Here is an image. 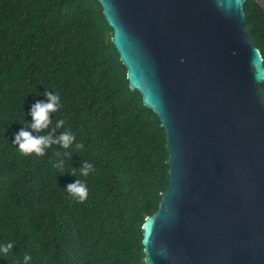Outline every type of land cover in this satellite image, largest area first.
I'll return each mask as SVG.
<instances>
[{
  "label": "trees",
  "instance_id": "trees-1",
  "mask_svg": "<svg viewBox=\"0 0 264 264\" xmlns=\"http://www.w3.org/2000/svg\"><path fill=\"white\" fill-rule=\"evenodd\" d=\"M243 8L264 67V14L254 0ZM111 33L96 0H0V243L15 245L0 264H23L25 253L30 264H143L142 225L168 188L166 137L129 88ZM257 89L264 104V82ZM46 91L61 97L55 134L71 131L83 150L25 157L13 144ZM55 151L71 153L63 172ZM84 161L96 171L68 174ZM78 178L83 204L66 191Z\"/></svg>",
  "mask_w": 264,
  "mask_h": 264
},
{
  "label": "water",
  "instance_id": "water-1",
  "mask_svg": "<svg viewBox=\"0 0 264 264\" xmlns=\"http://www.w3.org/2000/svg\"><path fill=\"white\" fill-rule=\"evenodd\" d=\"M96 1L166 137L168 188L142 225L143 264H264V67L246 0Z\"/></svg>",
  "mask_w": 264,
  "mask_h": 264
},
{
  "label": "clouds",
  "instance_id": "clouds-1",
  "mask_svg": "<svg viewBox=\"0 0 264 264\" xmlns=\"http://www.w3.org/2000/svg\"><path fill=\"white\" fill-rule=\"evenodd\" d=\"M44 95L47 97L46 102L38 100L32 105L30 112L32 122L15 134L13 144L17 146L18 151L25 157L33 154L37 157H43L46 155L47 150L54 145H58L63 149H70L75 144L76 149L83 150L84 145L76 142V136L71 131L65 130L58 136L55 134L57 129H64L65 126V120L59 119L54 123L52 119V114L58 113L62 108L61 97L58 93L52 91H46ZM54 155L57 160L53 167L63 172L65 166L63 157H68L71 153L68 151L63 153L55 151ZM95 171L93 164L84 161L78 170L72 168V171L68 174L77 177V173H79L80 176L87 178ZM66 191L76 202L81 204L85 203L89 198L88 186L79 178L74 183L68 184ZM14 248L15 245L12 241L0 243V257H7L9 253L13 252ZM31 260L32 256L30 254L25 253L23 255V264H30Z\"/></svg>",
  "mask_w": 264,
  "mask_h": 264
}]
</instances>
